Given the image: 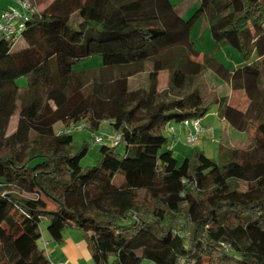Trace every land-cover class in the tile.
<instances>
[{
    "label": "trees",
    "instance_id": "1",
    "mask_svg": "<svg viewBox=\"0 0 264 264\" xmlns=\"http://www.w3.org/2000/svg\"><path fill=\"white\" fill-rule=\"evenodd\" d=\"M199 1L217 47L257 62L230 71L212 57L198 61L192 23L171 0H33L44 8L22 48L0 39V264H52L38 244L43 220L58 243L68 228L80 230L93 264H264V159L256 154L264 150V0ZM95 57L106 68L135 67L129 76L152 62L148 88L131 90L127 77L88 83L92 70L75 68ZM208 70L245 91L250 109L204 97ZM162 71L169 87L159 92ZM212 105L239 132L260 122L254 153L221 146L219 161L195 152L180 164L165 128L202 119ZM81 121L92 134L105 122L121 132L125 155L102 145L98 164L83 169L88 146L73 155L72 134L54 129Z\"/></svg>",
    "mask_w": 264,
    "mask_h": 264
},
{
    "label": "rangeland",
    "instance_id": "2",
    "mask_svg": "<svg viewBox=\"0 0 264 264\" xmlns=\"http://www.w3.org/2000/svg\"><path fill=\"white\" fill-rule=\"evenodd\" d=\"M171 4L174 9L184 17V19L192 23L191 25V41L194 45L196 51L200 53V56L197 57L199 61L203 62V56H208L214 58L218 63L223 64L229 70H236L238 67H243L245 65L255 63V56L251 57L249 61H246L241 54L237 50L232 47H224L219 48L215 44L212 39L208 21L206 17L199 12L200 10V1L199 0H171ZM39 10H42L44 6H37ZM22 48V43H18L14 50H18ZM258 58V56L256 55ZM245 64V65H244ZM153 67L152 62H148L144 66V70L140 74H135L129 76L130 73H133L135 67H119V68H106L102 65V60L99 57L86 59L80 62L75 70H85L91 69V73L88 76V83L90 84H102L103 86H110L115 83L116 80L127 77L129 86L131 90L143 89L148 88V75L151 72ZM264 68V65H263ZM159 85L158 91L164 92L169 87V73L168 71H162L159 74ZM206 80L211 82V88L207 86L208 83ZM222 79L218 77L212 70H208L205 72L204 76L200 79V91L204 97H213L214 95L220 96L216 88L213 85L218 86L221 83ZM17 85L19 86L21 91L28 90L29 82L27 78L23 77L17 80ZM222 96L227 94V88L222 91ZM261 101L264 100V78L261 84ZM21 100V99H20ZM20 100L18 102V106L20 107L21 103ZM250 109V106L249 108ZM218 108L217 105H212L208 110L206 116L201 119L200 127L203 129L202 135L199 137L198 141H196L195 146H189L187 141V130L185 127L182 128L181 124L173 123L172 125L175 127V132L177 134V138L174 140V133L170 131V127H166L164 130V135L168 139V145L166 146V150L170 147L174 146L173 149L175 158L181 164L186 158L191 157L195 152L203 153L208 158L213 159L215 161H219V154L220 149L222 147H228L233 149H239L243 151H248V153H254V147L256 144L255 134L256 128L259 125V121H253L250 125L246 133H240L237 130L233 129L228 125H224L221 119L218 116ZM17 117H13L9 123L7 129V136H10L15 123L17 121ZM88 125L86 121H81L80 123L76 124L77 129H72L71 134L73 136V145H72V154L76 155L81 152L82 149L85 148L87 145V153L85 157L81 160V166L83 169H87L89 167L96 166L98 161L100 160V145H96L93 142V134L87 127H83L80 129L81 126ZM228 126V127H227ZM109 124L103 125V132H108ZM214 128L215 130V139L216 141L213 142L211 133L208 132V129ZM55 133L61 134L64 132L65 128L60 123L55 126ZM100 131L99 133H102ZM183 134V135H182ZM181 136V137H179ZM180 138V139H179ZM109 144V143H108ZM118 152L120 155H125V145H121L118 147ZM257 156L261 159H264V150L256 152ZM240 189L242 191H246L247 186L244 183H240ZM50 209H55V205L49 203ZM177 221L182 224L184 223L183 216H178ZM49 223L47 220H43L41 224L42 230V238L38 242L41 249L47 252V247H44L45 241H50L51 238L47 232V227ZM180 234L186 236L188 231L184 229H180ZM141 264H155L149 260H143Z\"/></svg>",
    "mask_w": 264,
    "mask_h": 264
},
{
    "label": "built area",
    "instance_id": "3",
    "mask_svg": "<svg viewBox=\"0 0 264 264\" xmlns=\"http://www.w3.org/2000/svg\"><path fill=\"white\" fill-rule=\"evenodd\" d=\"M16 6L10 7L9 9L3 11L0 15V38L7 39L8 41H12L14 44H17L24 32L27 29L30 19L37 15L40 11L37 5L34 4L33 0H15ZM201 119L196 120H186L182 123V127H185L187 130V141L186 143L189 146H195L196 141H198L199 137L203 133V129L200 127ZM104 124H109L105 122ZM83 127H87L88 125H83ZM170 131L174 133L173 143L176 137L175 127L170 124ZM72 129H77L76 124L72 125L69 129H65L61 134H69ZM208 132L212 135V141L215 142V130L214 128L208 129ZM123 141V134L121 132H115L111 130L109 134L107 133H93V142L96 145H109L111 147H119ZM109 143V144H108ZM174 146L170 147L171 150L175 149Z\"/></svg>",
    "mask_w": 264,
    "mask_h": 264
},
{
    "label": "crops",
    "instance_id": "4",
    "mask_svg": "<svg viewBox=\"0 0 264 264\" xmlns=\"http://www.w3.org/2000/svg\"><path fill=\"white\" fill-rule=\"evenodd\" d=\"M15 6H16L15 0H0V15L3 11L9 9L10 7H15ZM253 56H255V62H257L259 60V58H257L256 55H253ZM253 63H251V64H253ZM232 71H234V70H232ZM206 81L208 82V83H206L207 86H209V88H211V85H209V84H211V82L209 80H206ZM213 87L216 88V91L220 95V97H227L229 99V105H231L232 107H234V108H236V109H238L244 113L247 112V110L250 106V100L248 99L245 91H243V90H236L235 91L231 88V86L227 82H225L223 80L221 81V83H219L218 86L213 85ZM225 88H227V94L225 96H222L221 93L223 90H225ZM217 108H218V106H217ZM18 120L19 119L17 117V121L15 123V126L13 128L11 135L17 130ZM221 121L224 123V125L226 124V125L232 127L225 120H221ZM108 130H109L108 132H104V133L109 134L111 132V130L110 129H108ZM240 133H246V132H240ZM176 137H177V134H176ZM179 137H181V136H179ZM255 137H256V134H255ZM44 247H47L46 254H47L49 261L52 264H93L92 256H91V253L89 251V247H88V244L85 240V237H84L83 233L80 230H78L77 228H74V227L68 228L63 234V241L61 243L55 242L51 239L50 241L44 242Z\"/></svg>",
    "mask_w": 264,
    "mask_h": 264
}]
</instances>
